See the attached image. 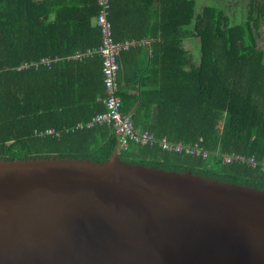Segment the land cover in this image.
Here are the masks:
<instances>
[{"label":"trees","instance_id":"1","mask_svg":"<svg viewBox=\"0 0 264 264\" xmlns=\"http://www.w3.org/2000/svg\"><path fill=\"white\" fill-rule=\"evenodd\" d=\"M233 1L241 21H233L229 0L200 10L197 0H110L114 39L151 41V56L144 52L147 61L132 70L125 57L139 50L120 53L123 112L156 138L200 142L210 152L131 142L119 148L120 160L264 189L260 166L223 162L225 153L264 161V0ZM100 7L98 0H0V158L101 162L115 152L113 126H78L106 109ZM47 129L54 132L36 133Z\"/></svg>","mask_w":264,"mask_h":264},{"label":"water","instance_id":"2","mask_svg":"<svg viewBox=\"0 0 264 264\" xmlns=\"http://www.w3.org/2000/svg\"><path fill=\"white\" fill-rule=\"evenodd\" d=\"M0 264H264V189L120 160L0 158Z\"/></svg>","mask_w":264,"mask_h":264},{"label":"built area","instance_id":"3","mask_svg":"<svg viewBox=\"0 0 264 264\" xmlns=\"http://www.w3.org/2000/svg\"><path fill=\"white\" fill-rule=\"evenodd\" d=\"M100 13L97 17V24L101 29L102 42L97 52L103 59V73L106 97L104 99L106 109L97 113L87 124L80 123V127H91L94 125H111L115 129L118 136L119 148L126 149L131 142L141 145H153L157 143L162 149L185 153L194 156H201L207 158L210 154L208 149L200 142L184 143L182 141L172 142L166 136L156 138L153 132L146 128H140L135 125L132 116L122 110V99L118 94V71L120 69V53L128 50L131 46L138 44L135 40L116 41L113 36L112 23L109 20L108 13L110 8V0H98ZM143 41L142 43H144ZM49 60L44 58L43 62ZM24 64L23 66H27ZM54 132V129H47L45 131H37L39 135ZM224 163H246L250 166H260L264 171V161L258 162L255 157H247L240 153H225L223 155Z\"/></svg>","mask_w":264,"mask_h":264},{"label":"crops","instance_id":"4","mask_svg":"<svg viewBox=\"0 0 264 264\" xmlns=\"http://www.w3.org/2000/svg\"><path fill=\"white\" fill-rule=\"evenodd\" d=\"M127 40H135L137 42H140L138 44L131 46L133 48L134 47L137 48L139 51H135L133 53H130L129 55H127L125 57V63L123 64V67L128 68L129 70H132V68H134L133 63L137 62L138 64H141V62L145 63V61H147L146 60L147 55L144 54V52L148 53L149 57L151 56V49H150L151 41L149 39H140V40H138V39H127ZM143 41H145V42L142 43ZM139 48H141V49H139ZM124 68H123V70H124ZM140 128H143V127H140Z\"/></svg>","mask_w":264,"mask_h":264},{"label":"rangeland","instance_id":"5","mask_svg":"<svg viewBox=\"0 0 264 264\" xmlns=\"http://www.w3.org/2000/svg\"><path fill=\"white\" fill-rule=\"evenodd\" d=\"M208 2H215L217 3L218 0H197V5H198V10L202 9V7L207 4ZM239 5L238 2H234L233 0H229V2H227V7L229 8V11L231 10V14L233 17V21H241L243 19V17L240 16V18H238V15H236L239 11V7H238V11L236 6ZM263 31H264V25H263ZM264 35V32H263ZM260 44L264 47V38L263 40L260 41ZM187 46L190 47L191 45L189 43H187Z\"/></svg>","mask_w":264,"mask_h":264}]
</instances>
